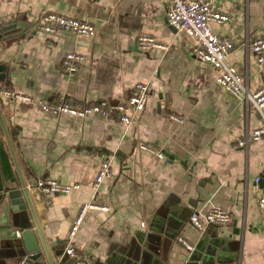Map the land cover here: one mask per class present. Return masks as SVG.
Segmentation results:
<instances>
[{
	"label": "crops",
	"instance_id": "0c3cea01",
	"mask_svg": "<svg viewBox=\"0 0 264 264\" xmlns=\"http://www.w3.org/2000/svg\"><path fill=\"white\" fill-rule=\"evenodd\" d=\"M211 1L229 17L211 24L216 35L234 42L226 63L243 75L253 93L264 84V63L256 61L248 44L264 37V0ZM167 7L168 0H0L5 72L0 89L45 103L64 97L83 107L98 100L117 105L136 83L149 87L144 111L130 125L116 117L51 116L0 95V114L26 185L38 177L81 185L68 195L53 196L27 187L41 233L49 245L58 242L59 251H64L80 205L93 197L100 163L110 160L113 176L103 180L95 198L109 210L86 213L74 240L76 258L68 264H95L87 253L101 263L124 264L129 253L139 258L146 244L150 264H166L161 243L166 256L169 249L179 254L174 248L181 241L194 247V259L264 264V213L255 188H264V137L246 148L236 144L262 122L243 98L215 84L209 64L193 58L190 40L167 25ZM47 12L88 21L95 35L38 33L35 27ZM143 33L166 49L139 52L136 40ZM68 53L85 57L75 73L61 68ZM171 114L184 118L183 124L171 121ZM140 144L154 146L163 158L140 150ZM0 167L3 178L19 188L1 129ZM212 206L227 210L230 222L193 228L191 213L204 214ZM27 221L34 229L30 214ZM18 230L0 216V264L18 263L13 248ZM207 249L213 254L205 255ZM180 254L188 256L184 247ZM60 257L52 254L54 264Z\"/></svg>",
	"mask_w": 264,
	"mask_h": 264
},
{
	"label": "built area",
	"instance_id": "2783aa9c",
	"mask_svg": "<svg viewBox=\"0 0 264 264\" xmlns=\"http://www.w3.org/2000/svg\"><path fill=\"white\" fill-rule=\"evenodd\" d=\"M167 25L174 28L178 33L185 35L191 43V53L193 58L201 63L211 66L215 75V84L224 89L236 98H243L246 105H251L259 116L262 125L252 133H246L243 139L237 140L239 148H246L251 141H258L264 137V84L249 93L244 83L243 75L227 65L226 59L234 50V42L229 37L216 35L211 28L212 23L223 24L229 21L221 7L211 0H168V7L165 14ZM35 30L38 33L52 35L58 32H66L73 35L93 37L95 27L88 21L78 20L63 16L54 12L44 13L39 19ZM136 49L141 53H148L153 49H166L165 45L159 43L153 36L140 34L136 40ZM248 49L256 57L259 64L264 63V37H259L248 44ZM85 57L77 53H68L62 60L61 68L68 73H75L78 66L83 64ZM147 84L139 82L134 85L130 95L124 102L111 105L106 100H98L94 104L76 107L68 103L64 97H59L55 103H45L36 101L28 95L11 91L6 88L0 89V95L5 101H21L33 104L42 113L51 116L69 115L78 119L94 118L99 120H114L116 117L120 123L130 125L143 111L149 96ZM169 119L177 124H183L184 118L177 115H169ZM139 149L146 151L159 159L163 158L162 153L152 145L140 144ZM113 172L110 160L104 159L98 168L92 183L93 197L89 202L82 203L73 218L66 237V246L62 256L69 259L75 257V237L82 224L84 216L88 211L99 210L108 211L107 205H101L95 198L99 185L104 179L111 178ZM260 178L255 179V183L260 182ZM27 187L33 188L45 196L57 194L68 195L81 189V185L62 184L51 178L38 177L33 182H29ZM257 190V206L260 212L264 213V188L255 187ZM230 222V213L218 206H212L204 214L192 212L189 217L190 225L203 230L206 225L223 227ZM19 236V232H16ZM181 244L188 251L194 247L185 241ZM59 259L58 264H68Z\"/></svg>",
	"mask_w": 264,
	"mask_h": 264
},
{
	"label": "water",
	"instance_id": "95a60500",
	"mask_svg": "<svg viewBox=\"0 0 264 264\" xmlns=\"http://www.w3.org/2000/svg\"><path fill=\"white\" fill-rule=\"evenodd\" d=\"M5 72L3 71V67L0 65V82L3 80V76ZM0 129L2 131V134L4 136L6 145L8 147L9 154L11 156V159L13 161L15 170L17 172V175L19 177V188L12 184V182L7 179L5 180L3 178V173L0 167V216L4 217L5 220L9 219L11 220L13 226L18 228L19 230V236L15 239L13 242V248H14V258L18 259V263L16 264H54L52 259V254L54 255H60L62 256L63 251H59L58 248V242H54L53 244H48L43 237L41 233V229L39 227V224L37 222L35 213L33 211L30 197H29V190L27 188V185L25 181L23 180L19 166L16 160V157L14 155V151L11 145V142L9 140L5 125L3 123V119L0 114ZM28 214L31 216V220L34 225V229L31 225H25L28 224ZM183 219V218H182ZM35 232L37 233L39 241L35 238ZM146 241L149 242V237L146 238ZM163 247L161 248L160 256L161 261L166 264H220L219 259L210 260L209 258H201L194 259L191 256L192 251H188L187 249V255H184V257L180 254L183 250V246L181 244H178V250L175 249V251H179V254H175L176 252H171L169 249L168 254L165 256V245L161 243ZM147 246V244H146ZM145 246V247H146ZM143 248L144 250L141 251V254L139 258H133L131 253L126 255V260L124 261V264H133V263H140V264H150V257L147 253L146 248ZM171 248V247H170ZM173 251V250H172ZM170 253V254H169ZM172 253V254H171ZM189 253V254H188ZM213 249L210 251L207 249L205 252V255H212ZM89 259L94 261L95 264H113L111 261L101 263L97 258H95L90 253L86 254ZM43 258L45 261H43ZM69 260V257L64 255L61 258L62 262L67 263ZM45 262V263H44Z\"/></svg>",
	"mask_w": 264,
	"mask_h": 264
}]
</instances>
